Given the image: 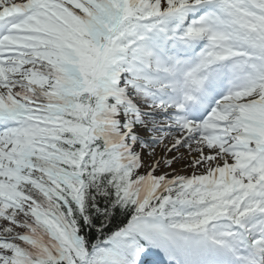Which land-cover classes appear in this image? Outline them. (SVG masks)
Wrapping results in <instances>:
<instances>
[{"label": "snow or ice", "instance_id": "obj_1", "mask_svg": "<svg viewBox=\"0 0 264 264\" xmlns=\"http://www.w3.org/2000/svg\"><path fill=\"white\" fill-rule=\"evenodd\" d=\"M0 264H264V0H0Z\"/></svg>", "mask_w": 264, "mask_h": 264}]
</instances>
